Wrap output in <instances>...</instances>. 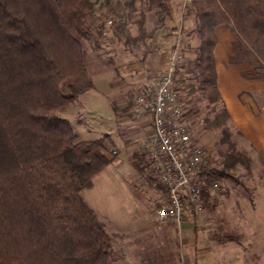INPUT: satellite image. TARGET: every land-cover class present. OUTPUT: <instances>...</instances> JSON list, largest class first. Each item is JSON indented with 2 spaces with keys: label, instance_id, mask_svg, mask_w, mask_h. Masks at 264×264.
<instances>
[{
  "label": "trees",
  "instance_id": "1",
  "mask_svg": "<svg viewBox=\"0 0 264 264\" xmlns=\"http://www.w3.org/2000/svg\"><path fill=\"white\" fill-rule=\"evenodd\" d=\"M188 2L208 103L221 100L213 58L216 25L234 29L229 61L252 66L242 76L264 77V0ZM162 12L170 14L166 1ZM92 16L91 0H0V264L107 262L111 236L81 190L111 159L101 150L102 139H77L58 114L93 88L80 44L91 37ZM230 166L204 168L208 183L228 175ZM207 192L201 194L205 199ZM187 208L192 211L184 202Z\"/></svg>",
  "mask_w": 264,
  "mask_h": 264
},
{
  "label": "rangeland",
  "instance_id": "2",
  "mask_svg": "<svg viewBox=\"0 0 264 264\" xmlns=\"http://www.w3.org/2000/svg\"><path fill=\"white\" fill-rule=\"evenodd\" d=\"M91 1L93 16L87 21L91 37L80 39V44L88 75L126 72L122 75L126 87L108 98L116 115L121 116L122 110L126 109L127 117L133 119L129 111L132 95L148 88L153 74L165 64L164 55L175 46L181 54L176 71L181 86L179 94L183 97L185 117L192 135L211 148V163L216 170L231 163L225 169L228 175L210 181L208 187H217L215 191L221 198L229 185H238L247 193L263 180L264 174L251 162L243 141L229 125L220 104L208 103L202 94V76L196 66L199 52L197 21L188 0ZM163 1L170 6V14L162 12ZM109 19L113 22L107 25ZM99 27L103 28L102 35L97 32ZM129 72L134 73L130 75ZM79 96L58 111L59 116L67 117L79 139L81 136L102 139L99 137L110 134V128L121 130L117 124L109 123L102 97L93 93L83 94L78 99ZM121 104L124 109L118 107ZM116 148L110 144L101 149L111 163L94 176L91 187L81 190L83 199L111 236L106 264H180L183 251L179 225L158 223L153 219L162 199L166 198L165 188L152 168L142 167L147 163L143 152L133 157L128 155L133 167L131 171L125 163L119 164L120 152ZM112 149L117 153L112 154ZM138 162L144 163L136 168L134 163ZM130 190L135 197L133 204ZM121 211L132 212L131 217H137L139 226L134 233L132 230L122 232L111 219L107 220Z\"/></svg>",
  "mask_w": 264,
  "mask_h": 264
},
{
  "label": "crops",
  "instance_id": "3",
  "mask_svg": "<svg viewBox=\"0 0 264 264\" xmlns=\"http://www.w3.org/2000/svg\"><path fill=\"white\" fill-rule=\"evenodd\" d=\"M214 33L216 86L221 98L218 103L227 112L229 125L239 134L251 162L264 174V77L245 78L242 73L252 66L229 61L233 55L232 43L237 40L230 25H216ZM123 73L126 72L89 73L93 88L78 99L87 93L102 97L110 120L107 121L117 124L121 130L110 128V134L99 138L103 139L105 148L110 144L116 145L120 152L119 164L125 163L132 171L128 155L133 157L145 152L142 144L150 134V125L147 117L130 119L124 110L118 117L119 114L116 115L114 107L109 104V95L126 87L125 81L122 82ZM133 73L129 72L130 75ZM118 107L124 109L123 104ZM81 138L78 139L92 140ZM240 189L238 185H229L219 198L215 191L217 187L208 188L207 199L201 196L195 205H189L192 211L184 209L178 226L183 251L180 264H264V177L247 193ZM149 190L153 192L154 189ZM129 195L133 204L135 197L131 190ZM131 214L121 211L116 217L106 218L111 219L116 229L134 233L139 225L137 217H131Z\"/></svg>",
  "mask_w": 264,
  "mask_h": 264
},
{
  "label": "built area",
  "instance_id": "4",
  "mask_svg": "<svg viewBox=\"0 0 264 264\" xmlns=\"http://www.w3.org/2000/svg\"><path fill=\"white\" fill-rule=\"evenodd\" d=\"M112 22L109 19L106 24ZM180 63L181 54L173 46L163 68L153 74L148 88L132 95L129 107L133 118L149 120L150 134L142 144L147 160L143 167L152 168L166 190L153 219L177 226L184 202L195 205L209 188V172L203 169H216L211 163V148L196 140L188 126L176 72ZM110 152L116 154L117 150Z\"/></svg>",
  "mask_w": 264,
  "mask_h": 264
}]
</instances>
